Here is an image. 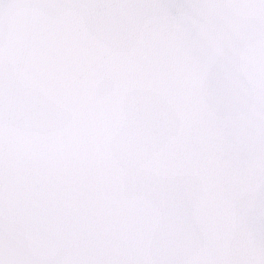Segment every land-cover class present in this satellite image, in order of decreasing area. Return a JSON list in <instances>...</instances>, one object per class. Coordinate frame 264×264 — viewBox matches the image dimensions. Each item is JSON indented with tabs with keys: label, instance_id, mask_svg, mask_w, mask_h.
<instances>
[{
	"label": "snow or ice",
	"instance_id": "6c2138e0",
	"mask_svg": "<svg viewBox=\"0 0 264 264\" xmlns=\"http://www.w3.org/2000/svg\"><path fill=\"white\" fill-rule=\"evenodd\" d=\"M0 264H264V0H0Z\"/></svg>",
	"mask_w": 264,
	"mask_h": 264
}]
</instances>
